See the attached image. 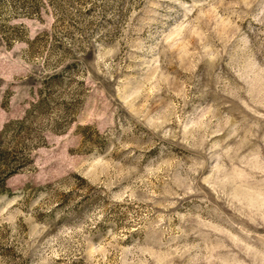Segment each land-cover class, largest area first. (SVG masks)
Masks as SVG:
<instances>
[{
  "label": "rangeland",
  "instance_id": "1",
  "mask_svg": "<svg viewBox=\"0 0 264 264\" xmlns=\"http://www.w3.org/2000/svg\"><path fill=\"white\" fill-rule=\"evenodd\" d=\"M0 264H264V0H0Z\"/></svg>",
  "mask_w": 264,
  "mask_h": 264
},
{
  "label": "trees",
  "instance_id": "2",
  "mask_svg": "<svg viewBox=\"0 0 264 264\" xmlns=\"http://www.w3.org/2000/svg\"><path fill=\"white\" fill-rule=\"evenodd\" d=\"M0 145H1V142H0ZM1 150V149H0ZM0 153H2V151H0Z\"/></svg>",
  "mask_w": 264,
  "mask_h": 264
}]
</instances>
